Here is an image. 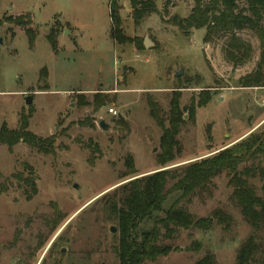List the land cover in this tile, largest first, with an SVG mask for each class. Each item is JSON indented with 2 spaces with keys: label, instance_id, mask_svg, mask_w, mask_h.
I'll list each match as a JSON object with an SVG mask.
<instances>
[{
  "label": "rangeland",
  "instance_id": "rangeland-1",
  "mask_svg": "<svg viewBox=\"0 0 264 264\" xmlns=\"http://www.w3.org/2000/svg\"><path fill=\"white\" fill-rule=\"evenodd\" d=\"M110 1L0 0V129L17 130L23 119L30 133L52 146L51 154L42 155L21 143L10 151L0 145V264H118V227L105 202L115 196L119 207L121 186L161 169L156 161L161 131L149 116V98L165 117L172 95L179 96L180 109L191 98L212 96L196 109L194 123L181 129V154L166 164L168 170L213 156L250 130L264 133V88L238 87L259 61L255 34L237 33L253 52L245 65L233 68L223 57V35L204 44L205 29L184 34L171 23L173 17L189 16L192 0H154L158 14L139 26L128 1L120 0L127 43L119 45L110 38ZM20 18L31 20V45L14 21ZM145 40L151 43L147 49ZM102 97L107 98L96 109L94 100ZM110 108L116 116L107 113ZM119 120L128 131L116 124ZM101 121L107 131L98 127ZM127 157L135 176L120 180ZM27 167L37 191L30 201L14 178H25ZM227 182L223 174L213 181L211 197L192 196L179 207L197 219L219 209L231 218L228 230L218 224L207 232L176 229L157 243L173 251L143 264H194L207 253L216 264H235L238 249L253 232L230 202ZM263 182L261 177L249 181L258 196ZM177 196L168 197L163 209ZM157 216L163 215L154 214L140 229H150ZM259 236L264 245V228ZM193 243H200L199 252L187 250Z\"/></svg>",
  "mask_w": 264,
  "mask_h": 264
},
{
  "label": "trees",
  "instance_id": "trees-1",
  "mask_svg": "<svg viewBox=\"0 0 264 264\" xmlns=\"http://www.w3.org/2000/svg\"><path fill=\"white\" fill-rule=\"evenodd\" d=\"M120 0H111L109 4V19L111 23L110 38L115 44L127 43L121 34ZM131 8V18L135 26L151 15L158 14L154 0H127ZM194 7L187 18L173 17L171 23L184 34L191 30L205 29L204 44L212 42L219 34L225 37L223 57L233 68L245 65L252 56V47L237 36V33L248 30L256 35L260 43L259 61L255 69L238 80V87L244 90L264 88V0H192ZM239 3L244 8H239ZM15 19L17 26L25 29L24 34L31 45L34 41L29 26L31 20L25 23ZM48 43L52 50L56 44L49 36ZM210 94H202L197 100L190 99L188 107L180 109L179 96L172 95L169 111L164 117L161 109L150 98L147 107L150 118L161 131L160 151L156 157L161 169L155 173L135 178L118 190L122 195L120 206L114 197L106 200L105 210L115 218L118 227V242L116 256L118 264H143L155 262L166 257L173 249L158 247L162 239H170L176 234V229L189 231H210L215 224L228 230L231 218L216 209L208 218H195L179 204L197 196L200 201L212 195L211 187L215 179L223 174L228 186L232 188L229 200L235 204L252 229V235L240 246L236 253L235 264H264V245L261 244L259 233L264 228V182L261 186V196L255 187L249 183L256 177L264 179V133H250L232 146L217 152L213 156L198 160L185 167L174 170L166 169L176 156L181 154V146L177 137L186 123H194L196 109L205 106L211 99ZM107 97L101 102L94 100V107H101ZM186 117V118H185ZM187 120V121H186ZM116 124L128 131L127 124L119 120ZM167 124V126H165ZM25 144L42 155L52 153L51 143L37 139L27 130L25 120H21L17 130L10 131L5 126L0 129V145L8 151L18 144ZM126 171L120 180L133 178L135 169L131 157L124 162ZM166 166V167H165ZM28 175H15V179L26 189L24 195L30 201L36 195L35 178L30 168L25 169ZM137 177V176H136ZM178 194L168 209H163L168 197ZM115 195V193H114ZM156 217L148 230L140 229L141 225ZM200 243H193L187 250L199 252ZM194 264H216L214 256L207 253Z\"/></svg>",
  "mask_w": 264,
  "mask_h": 264
},
{
  "label": "water",
  "instance_id": "water-1",
  "mask_svg": "<svg viewBox=\"0 0 264 264\" xmlns=\"http://www.w3.org/2000/svg\"><path fill=\"white\" fill-rule=\"evenodd\" d=\"M67 32V31H66ZM151 45V43L148 41V40H145L144 41V47L147 49L149 46ZM180 74H176L175 75V77H178ZM31 104V100L28 98L27 100H26V105H30ZM186 118V117H185ZM98 127L100 128V129H102L103 131H107V129H108V126L107 125H105L104 124V122H100L99 124H98ZM110 232L111 233H115V229L114 228H111L110 229Z\"/></svg>",
  "mask_w": 264,
  "mask_h": 264
},
{
  "label": "built area",
  "instance_id": "built-area-1",
  "mask_svg": "<svg viewBox=\"0 0 264 264\" xmlns=\"http://www.w3.org/2000/svg\"><path fill=\"white\" fill-rule=\"evenodd\" d=\"M107 113H108L109 115H111V116H116V115H117L116 111L113 110V109H111V108L108 109Z\"/></svg>",
  "mask_w": 264,
  "mask_h": 264
},
{
  "label": "crops",
  "instance_id": "crops-1",
  "mask_svg": "<svg viewBox=\"0 0 264 264\" xmlns=\"http://www.w3.org/2000/svg\"><path fill=\"white\" fill-rule=\"evenodd\" d=\"M251 131H252V130H250V131H248L246 134H244V135L242 136L241 139H243V138H245L246 136H248V135L251 133ZM241 139H240V140H241Z\"/></svg>",
  "mask_w": 264,
  "mask_h": 264
}]
</instances>
